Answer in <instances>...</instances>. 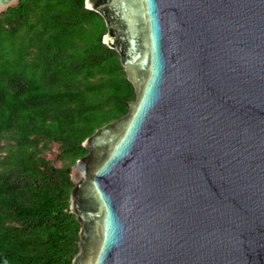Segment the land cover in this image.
I'll list each match as a JSON object with an SVG mask.
<instances>
[{
	"label": "water",
	"instance_id": "1",
	"mask_svg": "<svg viewBox=\"0 0 264 264\" xmlns=\"http://www.w3.org/2000/svg\"><path fill=\"white\" fill-rule=\"evenodd\" d=\"M84 6L133 98L71 167L70 264H264V0Z\"/></svg>",
	"mask_w": 264,
	"mask_h": 264
},
{
	"label": "trees",
	"instance_id": "2",
	"mask_svg": "<svg viewBox=\"0 0 264 264\" xmlns=\"http://www.w3.org/2000/svg\"><path fill=\"white\" fill-rule=\"evenodd\" d=\"M104 31L84 0H19L0 14V264H70L77 251L72 164L133 98ZM50 142L60 167L42 155Z\"/></svg>",
	"mask_w": 264,
	"mask_h": 264
},
{
	"label": "rangeland",
	"instance_id": "3",
	"mask_svg": "<svg viewBox=\"0 0 264 264\" xmlns=\"http://www.w3.org/2000/svg\"><path fill=\"white\" fill-rule=\"evenodd\" d=\"M13 141L10 138H5L1 141L2 144L12 143ZM60 153V147L57 142H50L48 144V149L43 151L42 155L51 161V163L56 166L60 167L62 165L61 159L58 157ZM73 165V164H72Z\"/></svg>",
	"mask_w": 264,
	"mask_h": 264
}]
</instances>
